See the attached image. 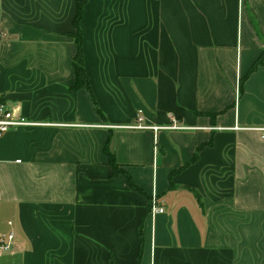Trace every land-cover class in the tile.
I'll use <instances>...</instances> for the list:
<instances>
[{"label":"crops","instance_id":"0c3cea01","mask_svg":"<svg viewBox=\"0 0 264 264\" xmlns=\"http://www.w3.org/2000/svg\"><path fill=\"white\" fill-rule=\"evenodd\" d=\"M75 16L0 0V264H264V0H89L90 92Z\"/></svg>","mask_w":264,"mask_h":264},{"label":"trees","instance_id":"16d2710c","mask_svg":"<svg viewBox=\"0 0 264 264\" xmlns=\"http://www.w3.org/2000/svg\"><path fill=\"white\" fill-rule=\"evenodd\" d=\"M76 1V16L74 19V30L75 33L73 34V39L75 42V45L77 47V53L74 58V68H75V74H76V85L74 89H84L88 92H90L88 80L86 77V72L83 65V57H82V41H81V32H80V22L83 16L84 7L88 3L89 0H75ZM252 27L255 29V25L252 23ZM258 38H260L259 33H256ZM264 66V45L262 49L261 55L258 57V59L254 62V64L251 66L249 73H253L257 71L259 68ZM111 142V136H108V139L106 141L105 147H104V154L108 160V165L110 166L113 176L114 177H123L126 181L127 186L132 190L133 192L139 193L140 190L136 187V185L133 183L130 176L122 171L118 165L115 164L113 155L109 151V146ZM197 155L195 154L192 161H195Z\"/></svg>","mask_w":264,"mask_h":264},{"label":"built area","instance_id":"2783aa9c","mask_svg":"<svg viewBox=\"0 0 264 264\" xmlns=\"http://www.w3.org/2000/svg\"><path fill=\"white\" fill-rule=\"evenodd\" d=\"M144 119L142 116L141 111H139L136 115V124L130 127H127L129 130H135V131H145L149 130L150 128L145 127L142 125ZM35 125L33 123L28 122L26 119H24L21 116H15L14 112L8 110L4 104L0 102V137L7 133L10 130H15L19 128H25V127H34ZM153 131L158 130H187V128L184 127H177V125H172L171 128H153L151 129ZM257 132L260 135V138L264 140V129L257 130ZM151 213L154 215L156 214H162V209H151ZM13 245V235L9 234L6 237L0 239V253H8L11 251Z\"/></svg>","mask_w":264,"mask_h":264},{"label":"rangeland","instance_id":"374dc122","mask_svg":"<svg viewBox=\"0 0 264 264\" xmlns=\"http://www.w3.org/2000/svg\"><path fill=\"white\" fill-rule=\"evenodd\" d=\"M262 258V257H261Z\"/></svg>","mask_w":264,"mask_h":264}]
</instances>
